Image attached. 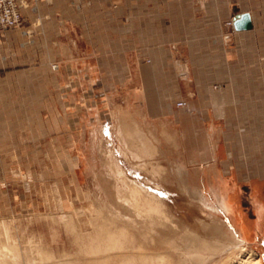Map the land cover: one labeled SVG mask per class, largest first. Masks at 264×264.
Returning <instances> with one entry per match:
<instances>
[{"label": "crops", "instance_id": "obj_1", "mask_svg": "<svg viewBox=\"0 0 264 264\" xmlns=\"http://www.w3.org/2000/svg\"><path fill=\"white\" fill-rule=\"evenodd\" d=\"M19 11L26 23L0 35V77L30 76L33 112L51 94L64 134L79 111L81 136L106 129L161 174L174 157L177 189L204 192L239 239H264V0H36ZM242 14L250 27L235 30Z\"/></svg>", "mask_w": 264, "mask_h": 264}, {"label": "rangeland", "instance_id": "obj_2", "mask_svg": "<svg viewBox=\"0 0 264 264\" xmlns=\"http://www.w3.org/2000/svg\"><path fill=\"white\" fill-rule=\"evenodd\" d=\"M29 77H0V264H222L241 245L264 264V239H239L204 192L177 189L174 157L161 174L106 129L81 136L79 111L64 134L51 94L31 110Z\"/></svg>", "mask_w": 264, "mask_h": 264}, {"label": "bare ground", "instance_id": "obj_3", "mask_svg": "<svg viewBox=\"0 0 264 264\" xmlns=\"http://www.w3.org/2000/svg\"><path fill=\"white\" fill-rule=\"evenodd\" d=\"M246 233V232H245ZM244 235V234H243ZM247 238H249V237H247ZM100 239V238H99ZM102 239H103V237H102ZM106 244V243H105ZM114 244V243H113ZM116 246H118V245H116ZM115 246V248H117ZM119 247V246H118ZM95 249V248H94ZM108 249V248H107ZM107 249H106V251H107ZM118 249H120V248H118ZM140 249V248H139ZM97 251V250H96ZM110 252H112V251H110ZM232 252V251H231ZM236 252V251H235ZM234 252V255H230L231 257H227L226 256V259H223V263L222 264H262V258L257 254V253H255V252H253L252 250H247L243 245H241L239 248H238V251L235 253ZM95 254L96 252H92L91 254ZM102 253H104V252H102ZM101 253V254H102ZM147 253V258H145L146 260H147V262H148V264H155V262H156V259L158 258L157 256L156 257H154V256H152V255H148V252H146ZM150 253V252H149ZM88 254V253H87ZM97 254V253H96ZM150 254H152V253H150ZM216 254V253H215ZM229 254H231V253H229ZM98 255V254H97ZM109 255V254H108ZM138 255V254H137ZM142 256H143V254H141ZM140 255V256H141ZM218 255V254H217ZM228 255V254H227ZM89 256V255H88ZM102 256V255H101ZM105 256V255H104ZM103 256V257H104ZM145 256H146V254H145ZM149 256V257H148ZM162 257V256H161ZM197 257H199V256H197ZM212 257V256H211ZM90 258V257H89ZM89 258H88V260H89ZM121 258V257H120ZM140 258V261H141V257H139L138 256V258H136V259H139ZM159 258H160V256H159ZM194 258V257H193ZM95 259V258H94ZM99 259V258H98ZM134 260H136L135 258H133ZM209 259V258H208ZM87 260V261H88ZM130 260V259H129ZM165 260V259H164ZM221 260V259H220ZM90 261H92V260H90ZM89 261V262H90ZM199 263L198 264H200V263H202L203 261L201 260V258L199 257L198 258V260H197ZM92 262H95V260H93ZM98 262V261H97ZM100 262H101V260H100ZM144 262H146V261H144ZM217 262V261H216ZM91 263V262H90ZM205 263V262H204ZM218 263V262H217ZM217 263H215V264H217ZM92 264H94V263H92ZM95 264H97L96 262H95ZM99 264V263H98ZM145 264V263H144ZM164 264H166V263H164ZM220 264V263H219Z\"/></svg>", "mask_w": 264, "mask_h": 264}, {"label": "built area", "instance_id": "obj_4", "mask_svg": "<svg viewBox=\"0 0 264 264\" xmlns=\"http://www.w3.org/2000/svg\"><path fill=\"white\" fill-rule=\"evenodd\" d=\"M24 0H0V30L17 27L20 24L19 8ZM231 24V23H229ZM184 102H177L176 106L183 107Z\"/></svg>", "mask_w": 264, "mask_h": 264}, {"label": "water", "instance_id": "obj_5", "mask_svg": "<svg viewBox=\"0 0 264 264\" xmlns=\"http://www.w3.org/2000/svg\"><path fill=\"white\" fill-rule=\"evenodd\" d=\"M233 27L235 30L248 29L250 27V20L248 14H242L237 20L234 21Z\"/></svg>", "mask_w": 264, "mask_h": 264}]
</instances>
